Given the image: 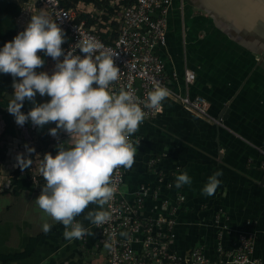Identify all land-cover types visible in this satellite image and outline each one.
Wrapping results in <instances>:
<instances>
[{"label":"crops","instance_id":"0c3cea01","mask_svg":"<svg viewBox=\"0 0 264 264\" xmlns=\"http://www.w3.org/2000/svg\"><path fill=\"white\" fill-rule=\"evenodd\" d=\"M28 1V5L27 1L22 3L16 17L17 32L40 12L52 19L43 6L35 0ZM262 3L264 0H172L166 45L158 48L166 65L167 86L176 94L204 97L208 117L185 109L168 96L163 112L139 126L135 162L131 170L124 172L122 192L132 200L140 185L155 189L156 197L149 195L144 199L143 215L162 213V199L173 202L178 194L184 195L185 200L175 213V238L171 244L182 256L198 243L204 254L213 258L216 243L230 249L240 233H250L255 241L254 254L264 257V27L259 18L263 15ZM25 7L27 13L21 17ZM38 55L45 63L36 71L51 74L55 61L42 52ZM185 68L195 72L194 80L188 84L183 75ZM173 71L176 79L171 76ZM12 93L11 86L3 96L10 100ZM35 99L42 103L50 97L37 93ZM23 107L27 113L33 104L26 99ZM217 118L221 121L214 122ZM14 124L16 135L7 139L1 172L12 173L16 154L25 153L33 159L28 171L33 170L31 174L36 175L44 153L54 156L57 149L52 148L47 135L34 133L31 145L35 152L26 153L27 141L18 129L20 133L28 130L18 126L15 118ZM2 126L0 121V132ZM52 127L54 123L42 128ZM61 132L66 141L67 134ZM217 170L223 173L218 177L221 185L214 196L206 197L202 187ZM179 171L187 172L191 185L175 187ZM36 190H23L18 195L0 192V201H4L0 202V255L19 256L29 238L39 235L29 257L0 264H44L52 258L65 264H103L102 254L91 248L95 235L86 237L85 243L69 242L63 236L62 223L51 220V231L43 232L42 213L35 203L41 189ZM94 208L97 206L89 205L85 213ZM76 219L95 234L83 214Z\"/></svg>","mask_w":264,"mask_h":264},{"label":"clouds","instance_id":"9594fccd","mask_svg":"<svg viewBox=\"0 0 264 264\" xmlns=\"http://www.w3.org/2000/svg\"><path fill=\"white\" fill-rule=\"evenodd\" d=\"M65 42L64 30L47 13L32 15L23 30L0 47V74L12 77L13 93L6 107L18 126L29 121L38 128L54 123L49 135L58 139L63 131L68 136L56 144L54 156L45 152L40 158L38 172L45 183L35 203L42 213L43 232L51 231L49 220L62 223L64 238L72 242L95 235L76 217L83 214V219L95 227L112 219L111 213L104 210L117 191L112 176L121 167L131 170L137 146L130 137L139 130L145 113L131 93L109 91L120 74L113 62L116 54L102 51L103 45L92 38L79 40L67 51L61 47ZM76 49L83 55L74 54ZM39 52L55 61L51 74L36 71L45 63ZM37 93L50 99L36 103ZM168 96V89L154 81L144 107L162 113ZM26 99L33 107L24 113L21 108ZM24 147L28 154L35 152L30 145ZM15 161L14 167L21 172L33 165V159L25 153H17ZM222 174L217 170L208 176L202 195H215ZM191 183L186 171L175 176L177 189ZM89 205L97 208L85 213ZM119 235L127 237L128 233ZM112 246L104 244L105 249Z\"/></svg>","mask_w":264,"mask_h":264},{"label":"built area","instance_id":"2783aa9c","mask_svg":"<svg viewBox=\"0 0 264 264\" xmlns=\"http://www.w3.org/2000/svg\"><path fill=\"white\" fill-rule=\"evenodd\" d=\"M35 2L43 6L52 20L64 30L66 42L61 47L65 51L81 39L92 38L103 45L102 51L116 54L113 62L120 69V74L119 79L110 85L109 91L116 94L121 90L131 93L145 113L142 124L157 117L159 113L145 108L144 103L153 89L154 81L168 89L166 65L158 48L166 45L167 20L172 0L79 1L74 7H65L60 0ZM26 13L25 7L21 17ZM21 17L18 21L23 24ZM74 54L83 55L79 49ZM183 75L187 84L195 78V72L188 68L184 69ZM171 76L176 79L177 73L173 71ZM168 91L169 96L185 109L208 117V102L204 97H190L188 94ZM220 121L219 118L214 119V122ZM26 126L40 136L47 135L52 148L66 137L60 131L58 139L53 138L48 133L49 129L34 127L31 121ZM139 139L137 131L130 137V142L136 145ZM23 172L20 176H23ZM124 172L125 169L121 167L114 170L112 176L117 191L104 209L111 213L112 219L101 227L93 226L95 239L91 248L102 254L103 264H264V257L254 254L255 241L250 233H240L230 249L216 243L213 258L206 256L198 243L186 255L178 254L171 244L175 238V213L183 204L184 195L178 194L173 202L162 199V213L143 215L141 209L144 199L149 195L156 197V191L143 184L133 193L132 200H128L122 192ZM32 180L34 188L35 175ZM120 232H127L128 236H120ZM80 241L85 243L86 237ZM106 242L113 244L110 250L104 248Z\"/></svg>","mask_w":264,"mask_h":264},{"label":"trees","instance_id":"16d2710c","mask_svg":"<svg viewBox=\"0 0 264 264\" xmlns=\"http://www.w3.org/2000/svg\"><path fill=\"white\" fill-rule=\"evenodd\" d=\"M28 0H0V47L3 46L5 41H11L12 38L17 34V24L16 17L21 11L22 3ZM82 1L89 3L95 0H60L61 4L65 7H74L77 2ZM91 22V20H88ZM18 79V78H17ZM12 86L11 75L0 74V121H2L3 126L0 132V167L6 159L7 151V139L9 136L16 135V129L14 124V116L9 114L7 111V100L3 94L8 91ZM24 176H20L21 170L16 167L9 177L8 187L2 190V192L9 191L13 195H18L23 190L31 191L34 188L41 189L45 181L44 178L38 173L35 175L36 184L33 186L32 174L28 169L24 170ZM1 192V193H2ZM39 241V235L31 236L25 249L19 256L15 254L7 253L0 255V262L7 263L17 261L23 257H29L35 250V247ZM48 264H65L60 261L57 262L54 258L50 259ZM67 264H80L79 262L70 261Z\"/></svg>","mask_w":264,"mask_h":264},{"label":"rangeland","instance_id":"374dc122","mask_svg":"<svg viewBox=\"0 0 264 264\" xmlns=\"http://www.w3.org/2000/svg\"><path fill=\"white\" fill-rule=\"evenodd\" d=\"M21 111L22 112H24V113H26L25 112V110H24V107H22L21 108ZM24 126H26V123L24 124ZM22 128H24V127H22ZM26 128H27V126H26ZM28 129V135L26 136L25 135V133H20V130L18 129V131H19V134L24 138V139H26V141H27V145H30V146H32L31 144H32V140H34V138L32 137L33 136V134L35 133L34 132V130H30L29 128H27ZM45 129V128H44ZM39 141H36V143H37V148L39 147V143H38ZM33 144H34V142H33ZM6 172V171H5ZM5 172H1V169H0V192L3 190V189H5V187H7L8 186V182H9V177H10V175L12 174V173H5ZM31 172H34L33 170L31 171ZM3 174L5 175V177L4 178H2V176H3ZM33 174H35V173H33ZM6 184H7V186H6ZM37 188H34V191H37L36 190ZM1 202V204H3L4 203V201H0Z\"/></svg>","mask_w":264,"mask_h":264},{"label":"water","instance_id":"95a60500","mask_svg":"<svg viewBox=\"0 0 264 264\" xmlns=\"http://www.w3.org/2000/svg\"><path fill=\"white\" fill-rule=\"evenodd\" d=\"M263 5H262V12H263V15L262 16H259V18H260V20H261V24H263V27H264V3H262ZM249 6H248V8H247V10H249ZM253 13H255L256 14V12H253Z\"/></svg>","mask_w":264,"mask_h":264}]
</instances>
